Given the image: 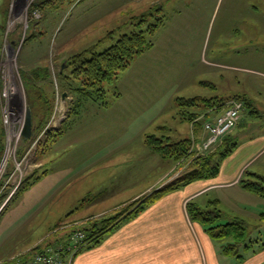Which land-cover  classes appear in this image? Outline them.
Returning a JSON list of instances; mask_svg holds the SVG:
<instances>
[{
    "label": "rangeland",
    "instance_id": "374dc122",
    "mask_svg": "<svg viewBox=\"0 0 264 264\" xmlns=\"http://www.w3.org/2000/svg\"><path fill=\"white\" fill-rule=\"evenodd\" d=\"M156 1L0 0V200L6 196L0 201V213L9 204L0 216V256L9 260L0 259V264L23 255L29 257L44 248H65L67 251L60 254H65L70 264H76L82 254H87L83 264H121L124 259L156 264L158 255L169 248L159 244L158 239L168 233L160 225L177 221L178 199L197 181L166 194L136 218L122 221L97 244L87 241L90 231L86 228L116 216L128 204L180 179L195 159L221 151L240 123L248 124V128L254 126L253 133L264 132V0H247L243 7L230 6L227 2L230 0H220L212 7L213 15L205 25L206 31L191 35L189 40L193 44L189 45L187 54L171 50H184L189 36L184 34L186 38L181 40L175 32L185 19L190 20L186 16L191 11L181 14L182 19L174 15L173 23L162 30L169 35L172 48L167 50L161 31L155 33L153 51L135 58L114 81L104 84L107 93L102 100L88 99L80 93L81 81L75 78L71 61L81 54L85 59L92 52L108 49L122 35L133 31L143 15H153L159 7L164 12L163 5H166V14H160L165 22L171 16V0ZM155 21L154 17L147 18L144 28ZM44 70L48 76L36 78V73ZM40 89L51 107V115L42 129L38 124L46 106L41 104ZM171 90L175 101L167 98ZM233 94L248 103L235 129L211 150L196 149L207 137L203 125L217 114L207 120L195 117L201 125H196V120L189 123L182 119V111L202 114L205 108L203 104L179 107L178 99L202 96L229 100ZM119 110H124L122 117L127 129H131L133 140L125 148L100 149L97 152L105 156L98 161L97 152L90 147L93 126L100 123L96 142L100 147L107 146L109 128L105 125L104 131L102 123L108 121L107 113ZM28 118L32 122V135L26 138ZM140 127L145 129L144 135L138 134ZM121 128H115V136L122 137L128 132L119 134ZM49 130H62V133L48 140ZM147 136H155L165 143L190 139L192 156L178 161L164 157L147 145ZM239 137L243 143L250 135L240 133ZM83 142L89 145V151L79 157ZM109 153L116 158V167L104 166L112 158L108 157ZM248 153L243 150L239 159ZM251 165V174L260 172L264 177V154ZM77 166H80L78 172ZM68 168L75 169L69 177L70 183L61 172ZM26 184V189H21ZM220 187L223 189L184 200L180 207L187 222L201 226L219 257L239 264L234 257L223 255L220 243L191 219L188 204H194L199 211L212 210L211 201L221 194L224 198L217 206L223 214L220 223L243 219L251 240L264 234V197L251 193L253 197L239 199L234 197L236 189ZM130 223H142L143 227H127ZM120 232L128 237L109 243L110 237ZM77 233L84 237L75 243H79L78 250L71 251L70 241ZM140 233L143 234L142 248L136 236ZM242 246L238 247L240 252ZM250 254L242 264L251 262V258L264 264V250ZM200 261L205 264L202 258Z\"/></svg>",
    "mask_w": 264,
    "mask_h": 264
},
{
    "label": "trees",
    "instance_id": "16d2710c",
    "mask_svg": "<svg viewBox=\"0 0 264 264\" xmlns=\"http://www.w3.org/2000/svg\"><path fill=\"white\" fill-rule=\"evenodd\" d=\"M160 13L162 12L159 7L155 14L152 15L149 13L143 15L140 18V21L135 25L133 31L122 35L112 46L103 52H92L91 56L89 58L86 57L85 59L82 58V54L76 56V58L71 61V64L74 66L73 73L75 78L81 81L82 88L80 93L88 99L102 100L105 93H107L104 84L114 81L119 73L127 70L131 66L135 58L145 54L154 46L152 37L164 24V22H162L163 16ZM149 17H154L156 21L144 28L146 20ZM42 76H48V72L44 70L42 73H36V78H41ZM40 90L41 96L39 97L41 98V104L46 106L43 119L40 120L38 124L39 128L42 129L51 115V107L48 99L46 100L45 98L44 91L42 89ZM235 99L242 100L245 103V106L248 105L247 101L242 97ZM177 102H179V107H200L201 104H203L205 109L202 114H186L182 111V119L187 120L189 123H193V121L196 120L195 117H201L207 120L209 117L219 113L218 111L227 105V100H221L218 98H179ZM195 123H197L196 125H201L197 120ZM61 133L62 130L60 132L49 130L46 136L49 140ZM147 137V145L164 157H171L178 161L186 156H192L190 139L165 143L163 140L156 138L155 136ZM238 146V139L233 137L232 139H227L225 141L221 146V151L195 159V162L189 167V171L174 183L165 185L163 188L154 191L150 195L128 204L125 209L116 216L101 221L102 224L100 222L93 227L86 228L87 232L90 231L88 233L87 241L92 244L99 243L102 237L109 234L114 227L119 225V223L136 218L148 207L152 206L172 191H176L195 181L216 178L220 174L222 163L235 152ZM246 176H249V178L245 179ZM239 184L245 191L264 197V177L262 175L256 173L251 174L247 171L243 178L240 179ZM27 186L28 184L21 189H26ZM5 197L6 196L0 201L2 202ZM211 202L214 203L212 210H196L195 205L192 203H189L187 208L191 219L205 227L206 232L210 237L220 243L219 248L223 255L232 256L237 259L239 264H242L248 259L249 252L254 255L257 252L264 250V239H262L264 234H259V237L257 235V238L250 240L248 233L249 229L246 222L239 218H234L230 222L221 224L220 220L222 219L223 214L221 210L217 208L219 200L216 199ZM8 205L9 204L6 206ZM6 206L0 213V216L5 211ZM100 226L101 228L103 227L102 230ZM229 239L233 240V242H229ZM241 245H243L241 251L242 254L240 250H238V247ZM254 248L257 249L254 250ZM243 252L247 253V256L243 255Z\"/></svg>",
    "mask_w": 264,
    "mask_h": 264
},
{
    "label": "crops",
    "instance_id": "0c3cea01",
    "mask_svg": "<svg viewBox=\"0 0 264 264\" xmlns=\"http://www.w3.org/2000/svg\"><path fill=\"white\" fill-rule=\"evenodd\" d=\"M220 0H171V16L169 15V17L165 20L163 26L157 31V33H159L160 31V35L163 39V41L166 43V47L167 50L170 49V47L172 48V44L171 41L169 39V35L165 34L166 32H162V30H167L168 23H173L171 22V18L173 19L174 15L176 16V19H182V15L185 12H189V14L186 16H190V20L187 21L186 19L184 20V24L183 26L179 27V32H175L177 34H179V38L181 40H184L186 37L185 35L189 36L188 40L185 41L186 45L183 46L184 50H171L173 53H175V51L179 54H187L190 50H189V45L193 44L189 39L191 37V35L195 32H204L205 28H206V23L211 21L212 18V7H216L218 5ZM158 2V0L156 1ZM230 6H240L243 7L245 6L248 1L247 0H230L227 1ZM258 3V2H256ZM258 5V4H257ZM164 7L166 5H163ZM162 8V11L164 10V14H166V10L165 8ZM190 7H197V9H191ZM181 8H186L185 11H181ZM180 14V15H179ZM232 14H230L229 16H231ZM235 16H238V14H236ZM185 17V16H184ZM173 29V28H172ZM171 29V30H172ZM206 31V30H205ZM183 34V35H182ZM185 34V35H184ZM201 42V40H200ZM189 43V44H188ZM195 43V42H194ZM201 44V43H200ZM187 46V47H186ZM186 48V50H185ZM154 47H152L148 53H151L153 51ZM193 50V49H192ZM191 50V51H192ZM166 54V53H164ZM148 60V59H146ZM194 63V62H193ZM196 63H202V61H198ZM148 64V63H147ZM195 65V63H194ZM193 64H191L190 69H193L194 67ZM227 67V65H225ZM154 67V66H153ZM234 68V67H233ZM171 86H173L171 84ZM173 90L170 91V93L167 92V98L169 97V99H171V101H175V97L173 96V93H171ZM233 97L231 99H229L230 101L238 98V95H231L229 96ZM174 98V99H173ZM194 98H206V97H202V96H195ZM217 98V97H215ZM225 98L228 97H222L218 99L221 100H226ZM123 99V97H121L119 99V101H121ZM184 99V98H183ZM211 99V98H210ZM227 100V103L228 101ZM124 112V110H119V111H115L114 113H107L108 116V121L106 123H102V128L104 131L105 128L104 126L106 125L109 131L108 137L109 140L107 141V146L103 145L102 147H100L99 142H96V140H98L99 138V134H100V123L97 122L96 125L93 126V136H92V145L91 150L92 151H99L100 149L105 150L107 149H113V147L115 146V148L119 149L121 146H123L122 148H125L126 145H128L133 139L131 138L130 135V130L127 129V123L126 120L122 117V113ZM245 118H243L244 121ZM119 120V121H117ZM248 124H241L238 126V128L233 132V137L237 138L239 141V146L238 148L235 150V152L228 157L221 165V170H220V174L211 180H203V181H197L191 185H189L186 189H185V193L183 194V196L179 197V201L177 204L178 207L176 208L177 210V221H174L173 223H168V224H162L160 225L161 227H164L165 231H168V233L163 234V236H161V239H158L159 244L164 247L167 246L169 247L168 250L162 254L160 253L158 256L160 258L157 259L156 264H201L200 259L202 258L203 260H205V264H236V262H231L229 261L227 258H221L219 257L217 251L214 248V245L211 241L210 238H205V234L203 233V229L201 228V226L197 225V224H192L187 222V218L185 217L184 213L181 210L180 204L184 201V200H188L189 198H194L197 197L199 195H207L208 193L215 191L217 189H220V186H225L228 187L230 189L235 190L234 192V197L242 199L243 197H253L251 193H248L246 191H244V189L241 188L239 181L241 178H243V176L245 175V172L249 171V168H251V163L255 162V159L260 157L262 154H264V132H259V133H253L252 131H254V126H250L249 128L247 127ZM98 127V128H96ZM117 127H122L121 131L119 134L121 133H125L126 130L128 132L125 133L124 136L119 137V136H115V128ZM240 129V130H239ZM247 129L249 130L248 133H246ZM241 131V132H240ZM112 132V135H110ZM145 129H143V127H140L138 130V134L139 135H144L145 133ZM240 133H244L247 135H250V138L245 140L243 143H241L240 141ZM113 137L114 140H111ZM117 139V140H116ZM144 139V136H143ZM144 142V140H143ZM79 143V142H77ZM74 144V143H72ZM144 145V144H143ZM243 150L248 151L249 153L246 155V157H241V159H239V155H241L240 153H242ZM89 151V145L85 142L82 143V147H81V151L79 154H77L79 157L86 154L85 152ZM105 154H99L97 152L96 154V160L98 159V161L101 158H104ZM112 157L108 159V163L106 160V163L104 166H112V167H116L117 163H116V158L111 155L110 153L108 154V157ZM83 157V156H82ZM102 162L98 163V165H101ZM251 165V166H250ZM64 168H67L64 166ZM73 168V167H72ZM80 169V166H77L76 171L78 172V170ZM61 172L64 173L65 175V179L67 178L68 180L66 181L67 183L69 182V177L70 175H72L73 173H75V169H71L68 168L67 170H62ZM256 174H260L256 173ZM263 175V174H260ZM77 181V180H76ZM75 181V182H76ZM116 180H112V186L115 189L116 186ZM71 182V181H70ZM69 182V183H70ZM94 185V182H92ZM66 188H67V184ZM64 185V186H65ZM55 187L51 186L49 189H53ZM223 189V188H221ZM233 193V192H232ZM219 195V193L217 194ZM221 198H224V196H222L220 194V196H218L217 198H215L214 200H219L221 201ZM136 226H139L140 228L143 227L142 223H130L127 227H131V228H135ZM134 235V234H133ZM140 240H139V248H142V238H143V234H137L136 235ZM199 236V238H198ZM128 236L125 235L124 233L122 234L117 233L113 236L110 237V239L108 240L109 243H113L116 240H120L121 239H125ZM199 243V247L200 250L202 251V255H200V252L198 253L199 249H198V244ZM1 245V244H0ZM12 255V254H11ZM87 254H82L80 256H78V258L76 259V264H83L82 263V259L84 258V256ZM126 255V254H125ZM5 257H1L0 259L5 261H8L9 258L7 260H4ZM12 259V258H10ZM229 262V263H228ZM121 264H143V263H132V262H128L127 259H124L122 262H120ZM244 264H258V262L256 263L254 260L252 261L251 258V262L250 260L248 262H245Z\"/></svg>",
    "mask_w": 264,
    "mask_h": 264
},
{
    "label": "built area",
    "instance_id": "2783aa9c",
    "mask_svg": "<svg viewBox=\"0 0 264 264\" xmlns=\"http://www.w3.org/2000/svg\"><path fill=\"white\" fill-rule=\"evenodd\" d=\"M245 107V103L242 100L233 99L228 103V106H226L220 113H217L212 120L205 122L203 128L207 137L202 143L195 146L196 149L205 152L211 150V148H213L220 140L235 129ZM83 237V234L77 233L75 237L72 238V242L70 241L71 251L78 250L80 246L77 247V244L79 243H75ZM70 248H68V250ZM65 251H67L65 248H60V250L44 248V250L40 249L35 251V253L29 257L24 255L16 257L7 264H70L64 257L65 254L63 256L60 254L65 253Z\"/></svg>",
    "mask_w": 264,
    "mask_h": 264
},
{
    "label": "water",
    "instance_id": "95a60500",
    "mask_svg": "<svg viewBox=\"0 0 264 264\" xmlns=\"http://www.w3.org/2000/svg\"><path fill=\"white\" fill-rule=\"evenodd\" d=\"M64 97H65V96H64ZM31 123H32V122H31V119L28 118V119H27V125H26V133H27V134L29 133V135H28V136L25 135L26 138H28V137H30V136L32 135V132H31L32 124H31Z\"/></svg>",
    "mask_w": 264,
    "mask_h": 264
}]
</instances>
